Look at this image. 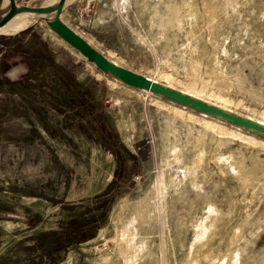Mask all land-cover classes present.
<instances>
[{
    "label": "rangeland",
    "instance_id": "374dc122",
    "mask_svg": "<svg viewBox=\"0 0 264 264\" xmlns=\"http://www.w3.org/2000/svg\"><path fill=\"white\" fill-rule=\"evenodd\" d=\"M61 18L120 65L264 121V0H78ZM3 38L0 264H264V138L122 84L43 22ZM54 64L112 135L46 103ZM88 219L93 238L59 243Z\"/></svg>",
    "mask_w": 264,
    "mask_h": 264
},
{
    "label": "water",
    "instance_id": "95a60500",
    "mask_svg": "<svg viewBox=\"0 0 264 264\" xmlns=\"http://www.w3.org/2000/svg\"><path fill=\"white\" fill-rule=\"evenodd\" d=\"M67 1L41 0L38 5L29 6L17 3L15 0H0V29L16 19L27 21L26 26L13 33L0 32V37L26 31L43 22L50 32L87 62L93 64L97 70L122 84L264 138V123L151 79L112 61L63 21L61 15L64 9L78 0H72L69 4Z\"/></svg>",
    "mask_w": 264,
    "mask_h": 264
},
{
    "label": "trees",
    "instance_id": "16d2710c",
    "mask_svg": "<svg viewBox=\"0 0 264 264\" xmlns=\"http://www.w3.org/2000/svg\"><path fill=\"white\" fill-rule=\"evenodd\" d=\"M0 40L2 42H5L8 40L7 38L0 37ZM44 50H47L46 47ZM54 67V79H56L58 82L62 83L64 88H55V87H48L46 90H39V94L47 95L50 99L49 102H46L51 107H54L55 110L63 116L64 119H67V117H78L83 119L90 128L97 129V134L101 135L102 137H108L110 134L112 135L114 133L112 127L109 125V117L105 114L102 107L99 109V111L94 112L93 104L97 105V102L102 104V99L98 98V100H89L88 93L86 87H84L82 84H79L75 82L73 79V76L71 75L72 69L71 68H64L60 67L58 65H53ZM30 69V67H29ZM32 68L30 69L31 72ZM29 72V73H30ZM28 75H24L20 81L17 83H25L30 82ZM45 91V92H43ZM66 93V95L64 94ZM65 97L68 98V101L65 100ZM41 99H44V97H40ZM73 101L75 104L79 106L78 109H76L73 112H68L66 107L67 104L71 105L73 104ZM91 101V102H90ZM67 115V117H66ZM106 194V193H105ZM100 196H95L94 199L97 200ZM109 202V200H105L102 205H106ZM97 208V207H96ZM102 216L104 217V214L102 213ZM96 221V220H95ZM94 223V224H93ZM101 224H95L94 220L88 219L84 220L79 223L76 230H73L72 232L65 231L64 236L62 239L59 240V243L63 242V247H68L71 245H75L77 243L84 242L86 240H89L90 238H93L99 229ZM76 233L78 236H76ZM46 236V235H44ZM58 244V243H57Z\"/></svg>",
    "mask_w": 264,
    "mask_h": 264
},
{
    "label": "bare ground",
    "instance_id": "6f19581e",
    "mask_svg": "<svg viewBox=\"0 0 264 264\" xmlns=\"http://www.w3.org/2000/svg\"><path fill=\"white\" fill-rule=\"evenodd\" d=\"M72 0H68L67 1V3H70ZM26 24H27V21L26 20H21V19H16V20H13V21H11V22H9L7 25H5L4 27H2L1 29H0V32H5V33H13V32H15L17 29H19V28H22V27H24V26H26ZM80 55V54H79ZM149 78H151V77H149ZM151 79H154V80H156V81H159L158 79H155V78H151ZM167 80H168V78H166ZM166 81V80H165ZM164 84H166V85H169V86H171V87H174L173 85H171L170 84V82L168 81V82H165ZM181 90V89H180ZM141 91V90H140ZM183 92H186V93H189V94H191L188 90H182ZM142 92H144V91H142ZM145 93H147V94H149L148 92H145ZM193 95V94H192ZM194 96H197V97H199V98H202V99H204L203 97H201V96H199V95H194ZM204 100H206V101H209L208 99H204ZM210 102V101H209ZM211 103H213V102H211ZM215 104V103H214ZM216 105H218V106H221V107H223V108H226V109H229V110H231V111H234V112H237V109L235 108V107H230V105H228L227 103H225V104H216ZM250 118H252V119H254L253 117H250ZM214 119V118H213ZM215 120H217V119H215ZM256 120V119H255ZM219 121V120H218ZM258 121V120H257ZM221 122V121H220ZM260 122H262V123H264V121H261L260 120ZM212 126H213V124H211Z\"/></svg>",
    "mask_w": 264,
    "mask_h": 264
},
{
    "label": "crops",
    "instance_id": "0c3cea01",
    "mask_svg": "<svg viewBox=\"0 0 264 264\" xmlns=\"http://www.w3.org/2000/svg\"><path fill=\"white\" fill-rule=\"evenodd\" d=\"M77 32V31H76ZM78 34H80L79 32H77ZM81 35V34H80ZM84 39H86L92 46H94L95 48H97L98 50H100L96 45H94L89 39H87L86 37H84L83 35H81ZM93 38H95V37H93ZM101 51V50H100ZM102 52V51H101ZM103 53V52H102ZM104 54V53H103ZM107 56V55H106ZM108 57V56H107ZM111 59V58H110ZM112 61H114L113 59H111ZM115 62V61H114ZM115 63H117V62H115ZM117 64H119V63H117ZM130 69V68H129ZM132 70V69H131ZM135 71V70H134ZM137 72V71H136ZM103 229H101V231H102ZM194 244H195V242H190V244H189V249H193L194 248Z\"/></svg>",
    "mask_w": 264,
    "mask_h": 264
},
{
    "label": "built area",
    "instance_id": "2783aa9c",
    "mask_svg": "<svg viewBox=\"0 0 264 264\" xmlns=\"http://www.w3.org/2000/svg\"><path fill=\"white\" fill-rule=\"evenodd\" d=\"M138 180H139V178H138V177H136V178H135V181L137 182Z\"/></svg>",
    "mask_w": 264,
    "mask_h": 264
}]
</instances>
